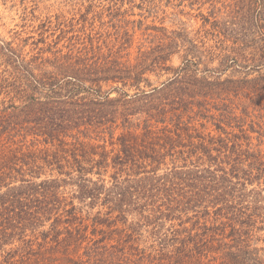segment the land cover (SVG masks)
I'll return each instance as SVG.
<instances>
[{"label": "trees", "instance_id": "16d2710c", "mask_svg": "<svg viewBox=\"0 0 264 264\" xmlns=\"http://www.w3.org/2000/svg\"><path fill=\"white\" fill-rule=\"evenodd\" d=\"M210 16L0 38V264H264V0Z\"/></svg>", "mask_w": 264, "mask_h": 264}, {"label": "rangeland", "instance_id": "374dc122", "mask_svg": "<svg viewBox=\"0 0 264 264\" xmlns=\"http://www.w3.org/2000/svg\"><path fill=\"white\" fill-rule=\"evenodd\" d=\"M234 2L235 0H0V38L15 39L16 42L28 38L26 50H30L34 47V41L43 38L46 39V44L40 42V47L53 44L61 34L59 23L64 24L59 27L65 30L75 24L76 29H83L84 32L108 42L115 41L117 29L121 33L128 30L134 33L132 47L128 49L134 56L147 35L154 33L152 28L164 27L169 31L186 28L191 37H199V45L205 42L209 47L215 44V39L206 31L212 25H205V18L211 14L222 19L226 6ZM71 35L69 32L67 37ZM67 43V38H64L59 47ZM183 54L181 51L173 55L169 64L175 67L181 65ZM202 61L200 70L205 68L206 56H203ZM210 65L216 67L218 62ZM150 77L156 85L158 80L162 82L168 75H163L160 79L154 74ZM112 95L116 96V93ZM261 102L264 103V100ZM207 126L209 131L215 128L211 122ZM120 131L118 129L117 134Z\"/></svg>", "mask_w": 264, "mask_h": 264}]
</instances>
